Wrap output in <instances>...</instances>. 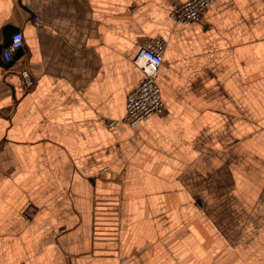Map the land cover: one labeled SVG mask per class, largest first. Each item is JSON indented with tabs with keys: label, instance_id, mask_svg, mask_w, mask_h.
<instances>
[{
	"label": "crops",
	"instance_id": "obj_1",
	"mask_svg": "<svg viewBox=\"0 0 264 264\" xmlns=\"http://www.w3.org/2000/svg\"><path fill=\"white\" fill-rule=\"evenodd\" d=\"M0 0V264H264V0ZM165 41V112L125 122ZM27 71L34 84L27 86Z\"/></svg>",
	"mask_w": 264,
	"mask_h": 264
},
{
	"label": "built area",
	"instance_id": "obj_2",
	"mask_svg": "<svg viewBox=\"0 0 264 264\" xmlns=\"http://www.w3.org/2000/svg\"><path fill=\"white\" fill-rule=\"evenodd\" d=\"M215 0H187L175 6L170 17L179 23L198 22ZM25 35L22 31L13 33L2 50L1 56L5 63L12 61L17 52L24 47ZM166 43L161 38L147 40L139 49L134 62L142 73V78L135 89L127 96L125 122L135 128L140 122L151 117L162 115L166 108L158 83L159 69L162 65ZM27 86H32L27 71L21 73ZM117 264H125L121 259Z\"/></svg>",
	"mask_w": 264,
	"mask_h": 264
},
{
	"label": "water",
	"instance_id": "obj_3",
	"mask_svg": "<svg viewBox=\"0 0 264 264\" xmlns=\"http://www.w3.org/2000/svg\"><path fill=\"white\" fill-rule=\"evenodd\" d=\"M16 31H17V30H14L13 33H15ZM13 33H12V34H13ZM12 34H11V35H12ZM10 37H11V36H10ZM9 39H10V38H9ZM8 41H9V40H8ZM8 41H7V42H8ZM22 49H23V48H21V49L17 52V54L15 55L14 58H17V57L22 53ZM2 50H3V48L0 47V57H1ZM5 65H7L8 67L12 66V61L6 63Z\"/></svg>",
	"mask_w": 264,
	"mask_h": 264
}]
</instances>
